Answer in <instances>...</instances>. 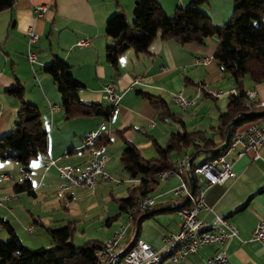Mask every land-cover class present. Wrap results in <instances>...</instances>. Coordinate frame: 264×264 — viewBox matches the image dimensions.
I'll return each mask as SVG.
<instances>
[{"label":"crops","instance_id":"0c3cea01","mask_svg":"<svg viewBox=\"0 0 264 264\" xmlns=\"http://www.w3.org/2000/svg\"><path fill=\"white\" fill-rule=\"evenodd\" d=\"M189 1L158 0L167 14H172L176 6ZM133 2L14 0L11 7L0 10V136L12 128L19 104L15 96L5 91L14 78L23 86L24 99L39 108L41 123L46 131V152L32 159L26 168L12 161H0V216L9 221L19 239L29 247L50 243L47 227L68 222L65 213L59 218L54 216L57 204L64 196L73 200L78 191L72 186H65L54 166L44 169L42 163L45 159L58 158V163L66 162L74 170H79L94 153V147L81 146L83 134L98 129L105 141L107 160L104 170L109 175L117 173V169L107 167V163L120 158L126 141L132 142L143 158H153L156 152L151 139L164 146L170 132L179 129L178 123L159 119L157 110L138 90L160 95L169 107L171 103L175 104L171 96L176 91H181L189 98L196 97L188 110L201 96L217 100L223 94L213 96L210 92L218 89L226 92L234 88L233 83L225 84L226 74L213 57L218 44L216 35L206 37L204 43L180 44L173 39H162L158 34L148 44L146 52L136 54L132 48H127L121 53L115 70L105 60V48L111 42L104 31L105 21L110 15L119 12L131 24ZM40 3L48 5L44 18L35 17L33 7ZM198 8L208 14L213 24L220 25L231 16L232 0H206ZM28 27H33L38 33V39L32 43V50L36 54L33 62L27 58ZM83 39L85 43L79 45L78 41ZM54 55L67 62L73 77L82 83L78 90L82 101L114 106L108 117L95 115L64 119L56 84L43 70ZM204 57L209 59L205 64L195 61L196 58ZM135 77H142L143 83L134 84ZM106 84H111L118 94L115 104L105 98ZM247 90H255L254 101H264V81L250 85ZM225 94L224 107L229 95ZM216 102L219 103H215L217 121L222 101ZM179 116L189 130L200 125L196 114L190 113L188 118H184L182 113ZM170 123L176 124L177 128L173 130ZM213 126H210L209 134L204 128L196 130H204L208 136L217 139ZM63 152H68V156L63 158ZM261 153L264 155V148ZM227 158L232 162L237 176L206 190L205 201L211 210L205 213L204 219L209 221L213 212L217 211L238 228L237 237L227 244L226 261L223 264H264V244L250 239V231L256 220L264 218V162L252 160L250 152L239 158L228 154ZM122 172L126 173L127 181L134 182L132 187L137 185L138 178H131L123 168ZM22 179L29 180L34 194L13 190V184ZM176 183L177 178L172 177L157 184L150 194L155 197V203L161 205L156 208L177 206L171 192ZM129 189L127 187L128 193ZM5 196L9 197L6 199ZM169 208L151 213L143 219L153 218L156 222L155 226L146 229L140 226L139 232V237L152 247L160 245V237L164 233L176 231L179 227L176 209ZM120 212L126 214L119 210L114 217L107 216L104 220L106 231L101 236L102 240L110 237L118 227L113 220ZM159 214L161 216L155 218ZM7 238V232L0 227V240ZM217 249V245L204 246L177 263L166 261L162 264H204L205 259Z\"/></svg>","mask_w":264,"mask_h":264},{"label":"trees","instance_id":"16d2710c","mask_svg":"<svg viewBox=\"0 0 264 264\" xmlns=\"http://www.w3.org/2000/svg\"><path fill=\"white\" fill-rule=\"evenodd\" d=\"M13 1L0 0V10L11 7ZM205 1L190 0L185 5L176 6L172 14H167L158 0H134L131 24L119 12L110 15L105 21L104 31L111 38L105 48V60L115 70L121 53L127 48H132L136 54L146 52L148 44L158 34L162 39H173L180 44L204 43L206 37L216 35L218 44L213 57L222 72L232 78L237 90L236 94L228 95L226 106L218 111L213 126L217 139L208 136L204 130L187 129L179 112H173L160 95L138 90L157 110L159 119L172 120L178 123L179 129L170 132L164 146L151 139L156 152L153 158H143L132 142H125L120 163L123 170L131 178H138L139 182L129 189L125 198L117 199L120 211L126 212L139 197L151 194L160 182L156 174L172 168L177 156L188 154L190 157L195 150L220 144L223 131L234 115L261 109L253 105L257 101L247 99L246 89L264 81V0H232L231 16L220 25L213 24L208 14L198 8ZM43 70L56 84L64 119L95 115L108 117L113 111V105L82 101L78 96L82 83L73 77L70 65L58 56H52ZM5 91L15 96L19 104L12 128L0 136V161H12L26 168L32 159L46 152V131L41 123L39 108L24 99L23 86L16 78ZM259 117L262 116H247L236 121L230 126V137L243 123ZM104 142L103 137H100L98 144L104 145ZM225 149L204 153V158L194 163L199 152L192 161V168L225 152ZM12 188L15 192L34 194L28 179L14 183ZM187 203L182 201L169 209H177ZM158 206L161 205L154 203L142 212L147 214L139 221L136 237L139 236L142 220ZM140 214L134 216L133 226ZM0 227L8 234L6 240H0V264H105V259L96 255L103 242L89 239L81 244L73 243L71 222L47 227L50 244L36 248L25 245L9 221L2 216Z\"/></svg>","mask_w":264,"mask_h":264},{"label":"built area","instance_id":"2783aa9c","mask_svg":"<svg viewBox=\"0 0 264 264\" xmlns=\"http://www.w3.org/2000/svg\"><path fill=\"white\" fill-rule=\"evenodd\" d=\"M35 17L44 18L48 5L40 3L33 7ZM27 58L30 62L36 60V54L32 50V43L38 39V33L33 27L27 28ZM85 39L78 41L79 45L85 43ZM209 59L196 58L197 63L205 64ZM133 83L142 84V77H135ZM105 98L115 104L118 94L111 84L104 86ZM199 92V89H198ZM197 92V93H198ZM224 93L236 94V88L223 92L215 90L210 92L213 96ZM255 90H247L248 100H254ZM196 97L189 98L176 91L172 93V101L181 109L186 110L188 106L195 102ZM255 107L264 108V101H257ZM244 124V123H243ZM102 136L100 130H91L83 134L82 147H94V153L90 159L79 169L74 168L66 162L58 163V158H47L43 161L42 167L47 169L54 166L60 178L65 182V186L83 185L91 187L101 180H111V176L104 170L107 157L104 153V145L98 144ZM264 148V116L245 122L242 127H238L229 138L225 152L208 159L207 161L192 168L191 173L194 179V188L189 192L188 184V154L177 156L174 159L172 168L163 170L156 174L160 181L177 178V183L171 188L175 203L178 205L182 201L187 205L176 209L179 217V227L176 231L166 232L160 237V245L152 247L141 237H135L130 247L121 257L116 253L121 250L120 240L124 239L128 226L132 225L136 214L142 213L146 208L155 203L153 195L139 197L131 204L127 211V224L119 225L113 232L111 238L103 242V246L96 252L99 258L105 259V264L110 260L112 264H162L163 262L177 263L184 260L188 255L196 253L204 246L217 245L218 249L208 256L204 264H223L226 261V247L228 242L237 237L238 228L230 222L226 216L214 211L209 221L204 219L205 213L211 207L205 201L206 190L214 185L225 182L228 179L236 178L237 174L233 170L232 162L227 158L228 154L239 158L248 152L251 153L252 160H262L264 155L261 150ZM63 158L68 156V152H63ZM25 174V173H24ZM9 196H5L7 199ZM188 197V199H186ZM2 204V199H0ZM250 239L257 240L264 244V218L256 220L250 231Z\"/></svg>","mask_w":264,"mask_h":264},{"label":"rangeland","instance_id":"374dc122","mask_svg":"<svg viewBox=\"0 0 264 264\" xmlns=\"http://www.w3.org/2000/svg\"><path fill=\"white\" fill-rule=\"evenodd\" d=\"M246 81L248 80L246 79ZM224 82L225 84L233 83L234 85L232 78L229 77L227 74ZM226 97L227 95L223 94L222 97L218 98L217 100H214L210 97L201 96L194 106L184 111L171 102L170 107L173 112L182 113L184 118H188V114L190 113L196 114L197 117H199L200 125L195 126V128H204L209 134L211 130L210 126L216 124V107L217 104H219L216 101H222L221 109H223V102L224 100H226ZM244 124H242L240 127H242ZM170 125H172L173 130L177 128L176 124L170 123ZM204 156V153H199L194 159V163L200 162L204 158ZM107 164V167L111 166L112 168L117 169V173H112L113 175L110 174L111 180H101L98 184L93 185L91 187H86L83 185H70V187L72 186V188H77L78 190L77 193H75V197H73L74 199L70 200L64 196V199H62L63 201L61 200L57 204V210L54 211V216H56V218L64 216V213L66 216H68L66 217V220L72 223L73 233L71 239L72 242L75 244H81L89 239H96L102 242L109 240L112 235H110V237L108 238H104L103 240L101 239V236H103V233L106 231L104 220L107 218V216L113 215L112 217H114L115 213L119 212L117 199L125 197L128 193L127 187L132 188L133 186L134 182H130L125 179L127 175L126 173L122 172L119 159H115V161L113 162L108 161ZM61 180L64 181L62 178ZM59 191H61L60 188ZM59 193L63 196L62 192ZM155 216V218H157L160 217L161 214ZM113 222H117L118 226L121 224H127L126 214L124 212H120L115 217ZM155 223L156 222L153 218L145 219L143 220L141 227L142 229H146L148 226H155ZM132 233L133 226L130 225L128 226L125 232V238L120 240L119 242L120 248L123 247L125 241L129 237H131ZM49 244L50 243L45 246H48Z\"/></svg>","mask_w":264,"mask_h":264},{"label":"water","instance_id":"95a60500","mask_svg":"<svg viewBox=\"0 0 264 264\" xmlns=\"http://www.w3.org/2000/svg\"><path fill=\"white\" fill-rule=\"evenodd\" d=\"M247 116H264V109L254 110V111L245 112L243 114L234 115L232 117V119L230 120V122L226 125V127H225V129L223 131V140H222V142L220 144H218V145H216L214 147L207 148V149L195 150L192 153V155L188 158V171H187V173H188V184H189V192L190 193H192L193 188H194V179H193V175L191 173V164H192V161L195 158V156L199 152H201V153H216V152L220 151L221 149L225 148L227 146L229 138H230V126L235 124L236 121H238V120H240V119H242L244 117H247ZM186 199H188V197ZM169 207L170 206H163V207L155 208V209L149 211L148 214H151V213H154L156 211L163 210V209H167ZM146 214L147 213H142V214L138 215V217L136 218L135 223H134L133 234H132L130 240L121 248L120 251H118L116 253V255L118 257H121L124 254V252L130 247L131 243L133 242L134 238L137 235L139 221ZM106 264H112V261L109 260Z\"/></svg>","mask_w":264,"mask_h":264}]
</instances>
